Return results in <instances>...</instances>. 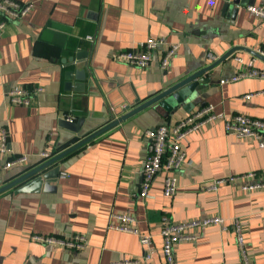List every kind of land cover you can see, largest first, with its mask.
Segmentation results:
<instances>
[{"label": "crops", "instance_id": "1", "mask_svg": "<svg viewBox=\"0 0 264 264\" xmlns=\"http://www.w3.org/2000/svg\"><path fill=\"white\" fill-rule=\"evenodd\" d=\"M19 1L31 2V10L8 20L0 34V128L7 132V152H0V264H115L139 257L138 236L109 227L120 213L130 214V226L151 236L155 251L137 264H165L159 232L163 215L181 221L214 213L227 221L241 219L251 264H264V189L241 192L229 184L216 192L199 188L229 174L254 171L264 177V148L227 134L221 120L181 142L190 165L179 170L172 197L162 192L164 171L145 197L138 195L147 153L145 129L173 125L208 103L225 116L264 118V77L221 83L251 68L264 73V58L256 51L264 49V20L245 9L261 0ZM148 37L179 44L167 69L160 68L164 46L145 68L114 59L119 50L137 49ZM196 73L194 80L203 81L185 99L174 103L166 97L175 109L153 100ZM13 86H39L41 91L30 105H11L7 93ZM244 94L251 96L245 99ZM120 116L118 123L28 175L73 144L56 151L61 137L74 136L59 126L60 118H83L81 140ZM43 151L49 156L42 158ZM19 156L25 162L4 167ZM55 165L60 171L50 187L43 182L38 191H17ZM74 234L85 237L83 249L33 238ZM174 258L175 264H243L233 233L218 226L178 243Z\"/></svg>", "mask_w": 264, "mask_h": 264}, {"label": "built area", "instance_id": "2", "mask_svg": "<svg viewBox=\"0 0 264 264\" xmlns=\"http://www.w3.org/2000/svg\"><path fill=\"white\" fill-rule=\"evenodd\" d=\"M32 6L31 2L0 0V34L8 20L22 18L31 10ZM245 9L250 15L264 20V0L257 4L246 5ZM85 39L92 42L94 37L86 35ZM159 46H164L160 57V68L165 70L169 66L171 58L176 55L179 44L177 42L167 43L161 37H148L143 42H140L137 49L119 50L114 55V59L127 65L145 68L149 65L154 51ZM256 51L264 58V49L257 48ZM240 77L262 78L264 73L251 68L237 73L229 79L221 80V83L234 81ZM39 91H41L39 86L33 88L13 86L8 89L7 98L11 105H30L35 94ZM250 96L251 94H244L243 98L248 99ZM217 120L222 121L224 131L227 134L235 138H250L256 142L259 148H264V118L244 114L225 116L223 112H216L213 104H205L179 119L173 125L168 126L163 123L155 128H147L143 131V135L147 138V153L141 165L142 179L138 195L145 197L157 174L164 171L162 192L164 196L172 197L179 187V170L188 164L190 165V160L187 158L184 149H182L181 142L190 133L200 130L204 125ZM0 152H7V132L4 128H0ZM40 156L46 158L49 153L43 151ZM25 160V156H19L5 162L4 167L8 168L13 164L23 163ZM226 184L236 186L241 192H251L264 189V177L254 171L229 174L204 181L199 188L202 191L216 192L221 186ZM114 217L116 222L111 223L109 227L137 235L143 248L141 256L122 258L115 264H137L142 260H149L155 251L151 236L140 233L130 226V223L133 222V217L130 214L120 213ZM209 226H218L223 231L231 230L239 249L242 263L251 264L245 246L243 222L238 216L227 221L226 218L217 213L181 221H172L168 216L163 215L160 220L159 232L165 264H175L174 248L178 243L195 240L199 231ZM33 238L45 244H55L75 250L83 249L86 244L85 237L81 234H74L64 239L42 235H33Z\"/></svg>", "mask_w": 264, "mask_h": 264}, {"label": "water", "instance_id": "3", "mask_svg": "<svg viewBox=\"0 0 264 264\" xmlns=\"http://www.w3.org/2000/svg\"><path fill=\"white\" fill-rule=\"evenodd\" d=\"M206 69H208V68H205V70ZM201 72H203V71H200L199 73H201ZM82 73H83L82 71H77L76 75L79 76V74H80V76H82ZM199 73H196V74H194L192 76L186 77L185 79L181 80L177 84H175L172 87H170L168 90L161 92L153 100H159V104L161 106H163V108H165L167 110L175 109L173 107L174 104H171V103L172 102L180 103L183 99H185L192 92L194 87L199 82L203 81L201 79L200 80H194L195 77ZM167 96H169L171 98L172 102H170V100H167V98H166ZM120 120H122V116H120L118 119L114 120L112 123L104 126L103 128H100L99 130L91 133L90 135L86 136L85 138H83L81 140H78L79 137H81V136H83L85 134L83 132V130L81 129L83 118H79V119H77L75 121H71V120H68L66 118H60L59 121H58L59 126L64 128V129H67V130L73 132L74 136L72 138L61 137L60 140L57 141L55 149H56V151H58V150H60V149H62L64 147H67L71 143H73V144L71 146H68L64 150L60 151L58 154H56L52 158H50V159L46 160L45 162H43L41 165H39L35 170L30 172L28 175H31L32 173H34L36 171H41L43 168H45L49 164L56 162L57 160L62 158L67 153L71 152L75 148H77V147L81 146L82 144L86 143L87 141H89L90 139H92L96 135L100 134L101 132H103L104 130H106L107 128L112 126L113 124L118 123ZM59 171H60L59 166L55 165L51 169H49V170H47L45 172H42L41 174L36 175L32 179H30L28 182L24 183L22 186H20L17 189V191L18 192H28V191H31V190H34V189H35V191H38V189L40 188V185L43 182H44L45 186L50 187L51 186L50 183L51 182H55L57 180V177L59 175ZM27 176H24V177L20 178L19 180H16L14 183H16L17 181H20L21 179H23V178H25Z\"/></svg>", "mask_w": 264, "mask_h": 264}]
</instances>
